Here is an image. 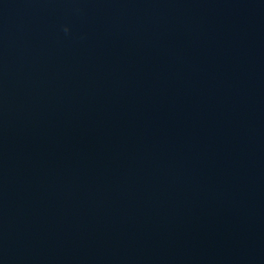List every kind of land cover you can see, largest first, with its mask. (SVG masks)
<instances>
[{
  "label": "water",
  "instance_id": "water-1",
  "mask_svg": "<svg viewBox=\"0 0 264 264\" xmlns=\"http://www.w3.org/2000/svg\"><path fill=\"white\" fill-rule=\"evenodd\" d=\"M0 264H264V0H0Z\"/></svg>",
  "mask_w": 264,
  "mask_h": 264
}]
</instances>
